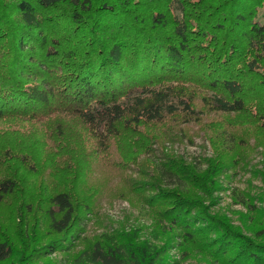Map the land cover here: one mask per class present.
Returning <instances> with one entry per match:
<instances>
[{
	"label": "trees",
	"instance_id": "obj_1",
	"mask_svg": "<svg viewBox=\"0 0 264 264\" xmlns=\"http://www.w3.org/2000/svg\"><path fill=\"white\" fill-rule=\"evenodd\" d=\"M197 91L211 110L248 113L264 130V0H0V121L75 118L105 153L122 136L141 142L146 127L198 118ZM56 156L58 175L65 164ZM27 157L0 148V210L9 214L8 224L0 217V264L60 253L63 264H181L168 255L174 237L211 264H264V223L249 236L204 202L222 161L152 162L155 192L145 198L154 238H167L159 245L138 232L88 241L80 210L93 203L82 205L72 180L25 196L14 165L34 169Z\"/></svg>",
	"mask_w": 264,
	"mask_h": 264
},
{
	"label": "rangeland",
	"instance_id": "obj_2",
	"mask_svg": "<svg viewBox=\"0 0 264 264\" xmlns=\"http://www.w3.org/2000/svg\"><path fill=\"white\" fill-rule=\"evenodd\" d=\"M185 90L191 93L193 88ZM197 92L194 105L202 111L198 118L178 117L164 125L146 127L144 132L149 138L141 142L122 136L111 142L105 153L87 127L71 117L59 120L60 127L56 118L45 122L22 118L2 120L0 148L9 146L35 163L34 169L22 167L20 160L14 165L16 169L20 167L21 191L27 197H44L53 186L72 180L76 198L82 205L90 201L94 206L88 213L80 210L85 217L82 237L88 241L104 233L138 232L141 239L159 245L167 238L164 235L159 240L154 238L157 216L145 198L155 192L149 190L156 180L153 163L175 157L205 169L208 161L215 158L224 162L225 167L215 176L218 187L203 195L204 202L253 236L252 230L264 223V130L248 113L211 110L202 101L201 92ZM56 154L61 157V164H65L58 175L57 168L51 166ZM71 165L73 172L68 178ZM167 180L170 184L176 182ZM7 213L1 208L4 224H8ZM181 241L180 237L171 240L168 255L172 260L181 264H211L209 256L196 248L182 246ZM86 245L87 242L79 244L78 249ZM183 248L191 253L183 254ZM66 255L55 254L37 264H63Z\"/></svg>",
	"mask_w": 264,
	"mask_h": 264
}]
</instances>
